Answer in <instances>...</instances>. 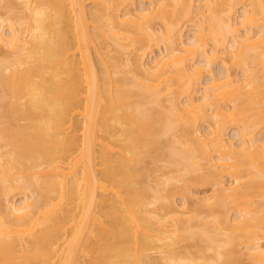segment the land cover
Instances as JSON below:
<instances>
[{"label":"bare ground","instance_id":"obj_1","mask_svg":"<svg viewBox=\"0 0 264 264\" xmlns=\"http://www.w3.org/2000/svg\"><path fill=\"white\" fill-rule=\"evenodd\" d=\"M203 1L0 0L19 10L0 18V264H243L241 239L264 264V0ZM187 203L209 217L198 257L173 249Z\"/></svg>","mask_w":264,"mask_h":264},{"label":"rangeland","instance_id":"obj_2","mask_svg":"<svg viewBox=\"0 0 264 264\" xmlns=\"http://www.w3.org/2000/svg\"><path fill=\"white\" fill-rule=\"evenodd\" d=\"M242 1V0H241ZM244 1V0H243ZM5 3V2H4ZM242 3L243 2H241V5L239 4L238 5V7H236L237 9H238V11H237V17L238 16H240V17H242L241 16V14L243 13V8L241 9V7L243 6L242 5ZM1 4V3H0ZM195 6L197 7L198 5L199 6H202L203 4H204V1L203 0H195ZM3 5V6H2ZM7 3H5V4H3V2H2V4L0 5V18H2V19H4V20H6L5 21V26H4V29L6 30V32L9 34V32H10V30H8L9 29V27H10V20H11V22H15V20H16V18H14V14H16L17 13V11H19V10H10L8 7H7ZM89 5H91V4H89ZM198 6V7H199ZM168 9L173 13L174 11H173V9H174V7L172 6V5H170L169 7H168ZM20 13V12H19ZM18 14V13H17ZM238 14H240V15H238ZM10 19V20H9ZM194 19H196V17H194ZM201 19H202V16H201ZM241 19L238 17V21H240ZM18 26V25H17ZM16 26V27H17ZM20 26V25H19ZM258 25H256V27L254 28V30H256L258 27H257ZM15 27V26H14ZM15 27V28H16ZM23 27H24V25H23ZM20 28H22V27H20ZM19 28V29H20ZM18 29V28H17ZM259 29V28H258ZM8 30V31H7ZM260 30V29H259ZM259 30H257V31H259ZM256 31V32H257ZM255 32V31H254ZM255 39H259V38H254V40H252L251 39V41L250 42H248V41H246V43L249 45V46H247L246 44H245V42H244V44L242 43V46H243V48H245V49H243L242 47H241V49H243V50H248V51H250L249 53H250V55H251V57H255V56H257L256 55V53H255V51H254V49H253V47L255 46V48H257L256 46V44H254V42L256 41ZM260 39H262V38H260ZM259 41V40H258ZM262 41V40H261ZM260 41V42H261ZM257 42V41H256ZM210 44V43H209ZM209 44H208V47H210L211 48V46L212 45H210L209 46ZM252 44H254L253 46H251V48H250V45H252ZM259 45V44H258ZM2 48V49H1ZM5 48H3V47H1L0 46V60L3 58V60L5 59V56L6 55H10V54H8V49L6 48L5 50H4ZM164 49V48H163ZM162 49V50H163ZM209 49V48H208ZM252 49V50H251ZM4 50V52H2ZM109 50H112V48L111 49H109ZM5 52H7V53H5ZM161 51L159 50H156V55H153V57L155 58V56H161V53H160ZM154 53V54H155ZM163 53H164V50H163ZM117 54V53H116ZM226 54V53H225ZM227 54L229 55V53L227 52ZM226 54V55H227ZM118 55V54H117ZM226 56L227 58L230 56ZM159 56V57H160ZM223 56H225L224 54H223ZM125 57V56H124ZM149 57H152V55L151 56H149ZM149 57L147 58V59H149ZM13 58V57H12ZM12 58H9V59H12ZM226 58V59H227ZM232 58V57H231ZM150 60L152 61L153 59L152 58H150ZM150 60H147V62L148 61H150ZM227 60H229V58L227 59ZM234 61V60H233ZM255 61H257L258 63H260V65H262V67L260 66V68H259V65H258V67H256L257 65H255V67L256 68H254L253 66L254 65H252V67L254 68V69H256V72H257V70L259 69L260 70V73H258L259 72V70H258V72H257V75H259V78H260V76H263L264 77V63H262V62H260L259 60H255ZM146 61H145V63H147ZM153 62V61H152ZM152 62H151V64H152ZM230 62V61H229ZM254 62V61H253ZM253 62H251V64L253 63ZM232 63V62H231ZM231 63L229 64L230 66H231ZM255 64H257L256 62H254ZM253 63V64H254ZM150 63H149V65H151ZM152 65H154V62H153V64ZM236 66H238V65H232L231 66V69H232V71H234L235 73H237V74H239L241 71H240V67L239 68H237ZM250 67H251V65H250ZM252 68V69H253ZM261 68H263V69H261ZM253 69V70H254ZM239 72V73H238ZM256 72H254L255 74H256ZM242 73V72H241ZM239 74V75H237V78L239 77H241V75L242 74ZM253 73V72H252ZM131 76L133 75L132 74V72L131 73H129ZM254 74V76H255V78L257 77L256 75ZM129 75V76H130ZM253 76V75H252ZM203 78H205V77H203ZM259 78H256V79H259ZM255 79V80H256ZM264 78H260V80H259V82H261V85H263L264 84V80H263ZM263 83V84H262ZM205 85L203 84V86L201 85V88H203L202 89V94L204 93L203 91L205 90ZM247 89H249V87H247ZM246 89V90H247ZM247 95V94H246ZM200 96V95H199ZM250 95H247V97H249ZM246 97V98H247ZM249 102H250V104L252 103V99H250V98H248L247 99ZM248 101H246L245 100V105H249V103H248ZM244 105V106H245ZM250 106V105H249ZM162 108H163V110L164 111H169L168 109V106L164 103L163 104V106H162ZM250 108V107H249ZM253 107H252V111H253ZM256 111V110H255ZM254 112V111H253ZM249 114H251V115H254L255 114V112L252 114V112H250ZM203 123V122H202ZM235 124L236 125V121L235 122H233L232 121V124ZM201 124V123H200ZM231 124V125H232ZM233 124V125H234ZM232 125V126H233ZM202 126V127H201ZM232 126L230 127V130L227 132V138L228 137H230L229 139L231 140V138H232V136H233V138H232V140L234 139V137H237L236 136V134L234 133L235 131V129H237L236 127L238 126H241V125H237L236 127L235 126H233V127H235V128H232ZM200 127L203 129V131H206L207 129H208V125H207V123L205 124V122H204V125L203 124H201L200 125ZM208 131V130H207ZM261 131H263V133H264V126H263V128H262V130ZM234 133V134H233ZM261 134H262V132H260ZM259 133V134H260ZM230 134V135H229ZM171 138L172 137H168V138H163V139H165L167 142H169V146L167 147V148H169V149H172V148H174L175 146H173V147H171V145H170V140H171ZM238 140H239V137H237L235 140H233L232 142L233 143H235V142H238ZM236 144V143H235ZM173 145V144H172ZM235 147H237V145H235ZM163 147L160 149V150H162L163 151ZM236 149V151H238L239 150V148H235ZM160 150H159V152H160ZM160 154L162 155L163 154V152H160ZM216 156V155H215ZM242 156V158H244V155H241ZM168 165V164H167ZM166 165H165V162L163 161V159H161L160 161L158 160V161H153V160H151V159H149V158H146L145 160H143V162L142 163H140L139 165H138V168H139V170L140 171H142V172H145V176H146V184L148 185V186H150V187H157V185L159 184L158 182H160V181H158V180H161V181H163V179H161V178H166L165 177V171L166 170H164V167H165ZM166 168H168V167H166ZM165 168V169H166ZM169 169V168H168ZM167 169V175L166 176H168V175H170V173H169V170ZM156 174H158V175H160V177L158 176L157 177V175ZM225 178L223 179L224 181H226V184L227 183H230V181H231V177L230 176H224ZM232 183V182H231ZM211 184H213L212 182H211ZM160 185H162V184H160ZM229 185V184H228ZM159 186V185H158ZM163 186V188H164V185H162ZM192 188H191V192L193 193L192 195H194L195 193L194 192H197V190H200V191H198V196H200L201 194L203 195V191H204V193L206 192V193H208V195L209 194H211L213 191H212V189H213V185H210L209 183H206L205 185H198V186H191ZM162 188V189H163ZM166 188V187H165ZM214 190V189H213ZM202 191V192H201ZM165 193H166V191H164ZM199 192H201V194L199 193ZM211 192V193H210ZM162 193H163V191H162ZM204 194V195H207V194ZM256 193H258V195L256 194ZM255 194H256V199L254 198V200H256V202H257V204L260 206V208L259 209H264V198H262V197H260L259 195L260 194H263L261 191H259L258 190V192L257 191H255ZM195 195H197V194H195ZM254 196V195H253ZM264 197V196H263ZM1 199V198H0ZM21 199V197H17V199H15L16 201H17V203H20L19 202V200ZM189 199V201H191L190 200V198H188ZM174 200L176 201V204H177V207H178V210H179V208L182 206V203H184V197H183V195L181 196L179 193L176 195V196H174ZM4 200H2L1 199V202L4 204V202H3ZM190 203V202H189ZM189 203H187V204H189ZM204 205H206V203L204 204ZM203 205V206H204ZM257 205V206H258ZM191 206H193V205H188V207H190L189 209H191V210H193V212H192V214H190V215H186V213H184L185 214V216H183V215H181V214H179V216H180V218H182V226L184 225L185 226V228H186V230H183V231H181L180 232V235H183L184 237H187L188 238V240H186V241H182L181 243H179L175 248H173L174 250H175V252H176V255L177 256H179V257H190V256H194V257H198V256H201V254L200 253H198V250H200V247H201V245H202V243L201 242H199V241H197V240H193V239H189L190 237L192 238V236L194 235V233H199L200 232V230H202L205 226H206V223L204 222V221H206L205 219H208L209 217L207 216V214H203V211H204V209H203V211H202V213L201 212H198V213H196L195 212V208H192ZM256 206V205H255ZM185 208V207H184ZM181 209V208H180ZM234 209V208H233ZM232 209V210H233ZM236 209V208H235ZM235 209L233 210V212H234V214H233V212H231L232 214H231V216L232 217H234L235 216ZM184 212V209H182L181 210V212ZM183 212H182V214H183ZM206 212V211H205ZM204 212V213H205ZM191 213V212H190ZM237 213V212H236ZM193 214H195V216H192ZM201 214V215H200ZM196 215H198V216H196ZM169 217V219H171L172 217H173V214L172 215H169L168 216ZM207 217V218H206ZM232 217H230V219H232ZM210 220V219H209ZM190 221V222H189ZM211 226L213 227L214 225H212L211 224ZM212 227H210L209 228V225H208V230L210 229V231H211V228ZM213 230V229H212ZM230 230V229H229ZM231 230H232V228H231ZM240 244H239V246H238V249L239 250H242L241 251V253L243 252V253H246V254H243L244 256H242L241 255V257H244L243 259H242V263L243 264H250L251 262H252V260H250L249 259V257H246V255L248 254L247 253V250H246V246H247V242H246V240H244V239H241V241L239 242ZM264 243V242H263ZM240 253V254H241ZM150 256L152 257V258H154V259H156V260H158V264H163L164 263V261H165V259H162V258H160L162 255L160 254V252L159 251H151L150 252ZM204 255L207 257V259L208 260H212L213 258H214V252H213V250L212 251H210V250H205V253H204ZM248 256V255H247ZM160 258V259H159ZM200 263H202V261L200 262ZM213 264H216V263H213ZM251 264H253V262L251 263Z\"/></svg>","mask_w":264,"mask_h":264}]
</instances>
